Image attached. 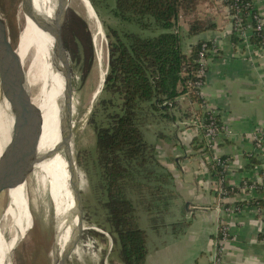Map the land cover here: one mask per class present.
Returning a JSON list of instances; mask_svg holds the SVG:
<instances>
[{
  "label": "crops",
  "instance_id": "obj_1",
  "mask_svg": "<svg viewBox=\"0 0 264 264\" xmlns=\"http://www.w3.org/2000/svg\"><path fill=\"white\" fill-rule=\"evenodd\" d=\"M252 1L264 18V0ZM199 16L214 23L215 29L196 36L181 34L182 49L190 54L197 42H210L202 96L232 131L219 136L214 157H231L224 180L228 186H239L245 179L261 184L264 137L263 148L258 150L254 133L264 130V46L252 43V32L245 40L234 30L223 0L200 4ZM184 21L189 31L188 20ZM179 23L180 19L175 28ZM197 107L182 95L172 108V120L161 122L158 128H145L155 148V172L159 174L151 177V195L142 192L133 198L138 223L148 235L144 264H212L221 218L231 228L223 264H264V219L246 205L239 212L224 213V206L248 198L241 192L233 196L220 193L206 147L196 148L203 135L188 114ZM252 154L257 163H252ZM251 196L264 199V187Z\"/></svg>",
  "mask_w": 264,
  "mask_h": 264
},
{
  "label": "trees",
  "instance_id": "obj_2",
  "mask_svg": "<svg viewBox=\"0 0 264 264\" xmlns=\"http://www.w3.org/2000/svg\"><path fill=\"white\" fill-rule=\"evenodd\" d=\"M207 1L209 0H115L114 12L118 17H135L145 29L153 21L159 29L157 34L147 37L135 32L121 34L115 28L107 31L109 66L101 92H106L110 97L98 101L97 107L100 106L102 112L109 108L117 110L106 115L107 123L104 125L97 122L95 105L90 118L96 130V150L105 178L106 223H109V227L99 226L110 234L123 264H144L148 254L147 231L138 223L136 206L127 196L125 186L130 176L133 177L134 170L149 164L150 169L155 172L158 165L155 148L145 139L139 123L138 110L147 105L152 111L172 120L170 109L175 108L180 96L186 95L191 103L198 104L193 113L204 119L205 123L210 121V111L198 82H205V76L199 75L202 46L206 43L210 48L211 44L199 41L192 46L190 54H185L182 36L175 29L181 16L188 20V33L191 36L215 29L214 23L199 16L200 4ZM223 1L227 6L231 5V0ZM91 2L96 10L94 0ZM146 16L153 18L144 22L143 18L146 19ZM63 40L68 57L71 58L72 73V64L78 63L85 78L95 60L93 35L87 21L72 10L67 14ZM251 40L252 43L263 46L264 30L254 29ZM191 115L193 114H188ZM213 119L218 126L222 124L219 112ZM198 129L203 137L201 141H196V148L206 147L204 152L210 156L208 165L212 174L218 179L220 188L228 191L227 196H233L240 187L228 186L222 180L229 171L231 157L220 155L222 163H218L214 159L213 148L207 144L204 129ZM250 157L252 163H257L254 154ZM262 175L264 176L263 172ZM244 181L250 182L248 179ZM256 186L257 192H262L263 184L257 183ZM234 204L264 209V199L258 196Z\"/></svg>",
  "mask_w": 264,
  "mask_h": 264
},
{
  "label": "rangeland",
  "instance_id": "obj_3",
  "mask_svg": "<svg viewBox=\"0 0 264 264\" xmlns=\"http://www.w3.org/2000/svg\"><path fill=\"white\" fill-rule=\"evenodd\" d=\"M96 13L103 29V36L98 43L94 42V35L97 33V22L92 19L83 4L70 5L69 11H74L83 17L88 24V28L93 35L95 50V60L89 74L83 78V70L78 63H73V87L71 98L72 122L69 129L74 131V146L76 161L78 165V183L84 207V230L78 240L76 247L69 256L68 264H123L119 250L114 246L113 240L108 231L99 225L109 227L106 223L107 209L105 206L106 193L104 189L105 178L103 169L99 164L96 150V130L94 124L90 122L94 106L97 108V122L106 124V115L117 110L109 108L102 110L98 106V101L109 98L106 92H100L93 99V94L100 86L102 69L104 78L109 66V39L107 31L112 28L117 29L121 34L124 32L140 33L142 36L157 34L159 29L153 21L146 16L143 21L149 22L150 27L145 29L142 22L131 17L122 19L114 12L115 0H94ZM0 12L5 18L8 34L14 45L17 46L23 25L22 0H0ZM68 14V13H67ZM148 19V20H147ZM67 20V17H66ZM185 18H180L179 28H175L180 34H187V24ZM105 25V26H104ZM66 21L64 25V31ZM184 32V33H183ZM103 47L102 67L99 64L98 53ZM70 56V55H69ZM71 57V56H70ZM71 60V58H70ZM54 76V93L51 100L46 101L45 108L49 115L53 138L59 150L66 156L67 133L63 134L59 122L62 103L63 80L59 73L58 79ZM102 86L104 83L102 82ZM103 89V87H101ZM39 88H34L33 94L38 93ZM102 112V113H101ZM172 108L170 109V113ZM70 118V117H69ZM194 120L197 115L193 113ZM138 119L145 134V139L150 143L146 135L145 128H158L161 122L171 119L165 118L159 112L152 111L147 105L138 110ZM167 119V120H166ZM170 123V122H169ZM66 127V124H64ZM74 126V127H73ZM157 126V127H156ZM68 127L66 130H69ZM174 137V134H171ZM44 154L39 152L37 164L34 171L28 176V195L26 197V207L30 216L25 213L20 216L13 231L12 244V264H53V252L57 239L56 207L50 191L51 179L48 165L44 159ZM68 159V158H67ZM151 166L147 164L134 170L125 186L128 197L132 200L138 193L150 194L149 183L155 174ZM149 169L151 174H149ZM11 188L0 196V217L4 215L10 199ZM154 192V191H153ZM108 229V228H107ZM8 240L11 239L10 232L4 229ZM56 236V237H55Z\"/></svg>",
  "mask_w": 264,
  "mask_h": 264
},
{
  "label": "bare ground",
  "instance_id": "obj_4",
  "mask_svg": "<svg viewBox=\"0 0 264 264\" xmlns=\"http://www.w3.org/2000/svg\"><path fill=\"white\" fill-rule=\"evenodd\" d=\"M79 3L84 5L88 15L97 22L98 30L94 35V42L97 44L103 36V29L95 12L96 10L94 11L95 8L91 0H70V5L72 6L79 5ZM56 4L57 0H22L23 25L17 44V51L27 70L32 94L34 88H39L38 93L33 94V100L42 109L44 119L39 152L44 154L43 157L49 168L50 191L56 207L55 227L57 225V239L53 252V264H68L69 256L82 235L79 232L78 240H76L83 211L78 183L74 131L72 128L69 129L72 122L71 98L73 95L71 82L64 59H56L53 53L55 41L52 32L56 16ZM103 53L102 47L98 53L101 67L103 66ZM59 73L63 80L59 122L63 134L67 133L66 144L63 146L66 149L68 159L55 143L47 113L49 108L47 110L45 108L46 101L51 100L54 93L53 75L55 74V80H57ZM104 74L102 69V74H100L101 83L93 94V99L97 91L102 87ZM14 80L16 81V77ZM64 124H66V127ZM16 127L10 104L3 98L0 102V156L4 147L10 142ZM67 127L69 130H66ZM28 181L27 179L23 184L11 188L7 209L4 215L0 217V264H12V253L14 250L12 233L22 214L25 213L30 216L26 207ZM82 227L84 228V224ZM4 229L10 232V240L6 237Z\"/></svg>",
  "mask_w": 264,
  "mask_h": 264
},
{
  "label": "water",
  "instance_id": "obj_5",
  "mask_svg": "<svg viewBox=\"0 0 264 264\" xmlns=\"http://www.w3.org/2000/svg\"><path fill=\"white\" fill-rule=\"evenodd\" d=\"M69 8L70 0H57L52 36L55 41L53 50L55 58L64 59L73 87L71 63L63 40ZM104 81L105 78L103 83ZM101 91L102 88L97 91L95 97ZM3 98L10 104L17 127L0 156V196L7 189L23 184L34 171L44 122L42 109L33 100L32 87L24 62L17 51V46L10 39L6 20L0 12V102ZM81 208L83 213L76 240H78L79 232L83 233L84 230L82 227L83 202Z\"/></svg>",
  "mask_w": 264,
  "mask_h": 264
},
{
  "label": "built area",
  "instance_id": "obj_6",
  "mask_svg": "<svg viewBox=\"0 0 264 264\" xmlns=\"http://www.w3.org/2000/svg\"><path fill=\"white\" fill-rule=\"evenodd\" d=\"M228 7L230 10V16L233 22L234 30H236L238 34L243 37V39L247 40L249 33L252 32L254 29L264 30V18L260 14V12H258L255 9L252 0H231V5ZM208 51H209V47L207 46L206 43H204L199 58V62L201 63V68L199 70L200 76H205L207 72ZM203 84L204 83H202L201 81L198 82V85L201 87V89ZM207 108L210 111V115H211L209 118L210 121L205 123L204 119L197 117V119L194 120V122L199 128L204 129V135L207 140V144L210 148L214 149L217 147L219 136L221 134L230 135L232 131L223 122L220 126H218L213 119L218 114L217 110L210 107ZM263 137H264V130H257L254 133V140L256 142V148L258 150H261L263 148ZM214 159L217 160L218 163H222L219 156H215ZM262 179L263 181L261 182V184H263L264 186V176ZM222 180L223 181L225 180V176L224 178H222ZM249 181L250 182L243 181L239 185L240 190L237 193L241 192L242 194H244L245 197L251 199L253 198L251 195H253L254 192L257 191V186H256L257 182L252 180ZM220 193L226 194L225 196H227L228 191L222 190L220 188ZM243 207H245V205L239 206L233 204L229 206H224L223 210L224 213L228 215L239 212L240 210H242ZM253 210L258 216L264 219V209L262 210L260 207L255 206L253 207ZM230 234H231V228L228 224V221L225 218H221L219 222L217 239L215 243V253L212 264L224 263L223 255L225 251V245L230 237ZM262 239L264 242V236Z\"/></svg>",
  "mask_w": 264,
  "mask_h": 264
}]
</instances>
